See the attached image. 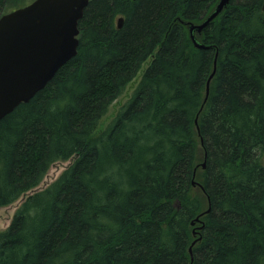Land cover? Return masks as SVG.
<instances>
[{
	"label": "trees",
	"instance_id": "1",
	"mask_svg": "<svg viewBox=\"0 0 264 264\" xmlns=\"http://www.w3.org/2000/svg\"><path fill=\"white\" fill-rule=\"evenodd\" d=\"M33 1L0 0V18ZM218 1H90L78 55L0 121V208L34 192L0 264H264V0H231L198 49L178 19Z\"/></svg>",
	"mask_w": 264,
	"mask_h": 264
},
{
	"label": "water",
	"instance_id": "2",
	"mask_svg": "<svg viewBox=\"0 0 264 264\" xmlns=\"http://www.w3.org/2000/svg\"><path fill=\"white\" fill-rule=\"evenodd\" d=\"M90 1L34 0L0 18V121L44 90L61 68L78 55L79 22ZM230 3L231 0H219L199 24L178 19L189 28L196 48L206 49L197 37L228 9ZM122 25L123 18H120L118 27ZM217 56L200 111L209 99L211 82L217 70ZM198 119L199 114L196 119L199 130ZM202 168H206V163ZM209 212L210 209L198 216L192 225L202 223L201 218ZM201 239L199 237L192 243L191 256L193 247Z\"/></svg>",
	"mask_w": 264,
	"mask_h": 264
},
{
	"label": "rangeland",
	"instance_id": "3",
	"mask_svg": "<svg viewBox=\"0 0 264 264\" xmlns=\"http://www.w3.org/2000/svg\"><path fill=\"white\" fill-rule=\"evenodd\" d=\"M146 65L147 64L143 66V69L141 70V73L139 74L138 78L128 86L126 93L121 98L116 100L115 103L112 105L109 114L102 120L100 124L101 126L100 128H105L111 122L118 109L130 98L133 92V88L139 81L142 73L146 68ZM73 161L74 159L55 163L50 168L44 181L37 187L36 190L40 191L46 189L49 185H51L54 181H56L59 178V176L73 163ZM25 199L26 198L23 197L8 207L0 208V231H4L10 226L14 214L16 213L17 209L22 205Z\"/></svg>",
	"mask_w": 264,
	"mask_h": 264
},
{
	"label": "bare ground",
	"instance_id": "4",
	"mask_svg": "<svg viewBox=\"0 0 264 264\" xmlns=\"http://www.w3.org/2000/svg\"><path fill=\"white\" fill-rule=\"evenodd\" d=\"M79 36H80V34H79ZM79 38V37H78ZM34 192H33V190L32 191H30L29 193H27V194H24L21 198H23V197H25L26 199H27V197H29L31 194H33ZM21 198H19V199H21ZM25 199V200H26ZM24 200V201H25ZM30 213V212H29ZM34 217V216H33ZM192 262L194 261V257H193V254H192Z\"/></svg>",
	"mask_w": 264,
	"mask_h": 264
}]
</instances>
